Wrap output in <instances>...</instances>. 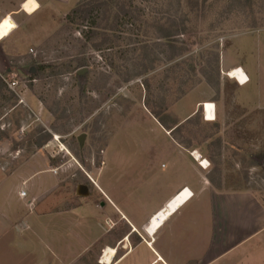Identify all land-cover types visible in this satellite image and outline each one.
<instances>
[{
    "label": "rangeland",
    "instance_id": "1",
    "mask_svg": "<svg viewBox=\"0 0 264 264\" xmlns=\"http://www.w3.org/2000/svg\"><path fill=\"white\" fill-rule=\"evenodd\" d=\"M2 4L17 7L11 0ZM18 4L30 6L15 21L0 22V76L5 83H18L15 92L7 83L0 88V170L11 175L36 161L39 171L48 161L66 190L52 195L41 210L75 207L76 200H84L77 195L81 185L90 195L95 192L108 150L107 173L118 175L114 183L120 189L131 186V176L142 172V153L158 134L140 112L144 107L165 112L198 87L203 97L212 88V99L225 98L233 122L246 121L219 128L228 144L213 147L214 186L253 191L264 203V113L245 116L235 108L236 87L229 75L238 71L232 80L245 85L243 69L221 74L223 51H235L240 39L264 32V0H46L37 14L39 2ZM166 31L172 34L168 40L162 39ZM262 58L264 93V45ZM82 62L86 66L80 68ZM40 66L47 67L45 72L36 71ZM217 129L196 118L178 133L214 137ZM181 143L193 146L187 137ZM65 194L69 200L62 203ZM12 208L25 215L22 203ZM123 232L117 229L115 238ZM24 237L16 242L19 255L42 250L44 244ZM103 256L95 250L86 264H97ZM28 261L21 255L9 264Z\"/></svg>",
    "mask_w": 264,
    "mask_h": 264
},
{
    "label": "crops",
    "instance_id": "2",
    "mask_svg": "<svg viewBox=\"0 0 264 264\" xmlns=\"http://www.w3.org/2000/svg\"><path fill=\"white\" fill-rule=\"evenodd\" d=\"M11 1L17 7L4 8L2 4L0 22L7 17L13 19L30 6ZM45 1L34 0L40 4L35 14ZM262 45L264 32L244 37L235 51L222 53L224 77L230 69L239 67L249 78L245 85L229 78L236 87L232 97L235 108L245 116L264 113L259 77L263 70ZM200 91L201 87L194 89L165 112L148 107L140 112L153 121L151 131L158 134L151 137L149 150L140 157L144 161L140 177H129L131 186L120 189L114 183L118 175L107 173L108 150L95 192L79 196L84 200H76L71 209L57 211L55 206L46 211L40 209L41 205L66 190L58 185L48 161L41 163L39 171L36 161L11 175L0 170V264L14 262L21 255L29 259L27 264H86V256L95 250L105 253L97 264H264V203L253 191H225L213 182V147L228 144L219 128L234 123L244 126L245 118L233 122L225 98L212 99V88L206 90L205 97ZM208 108L214 110V121L207 120ZM196 118L205 126L218 128V135L178 133ZM185 137L193 146L181 143ZM239 141L242 145L245 142L242 138ZM195 153L210 164L209 168L201 165ZM68 200L65 194L62 203ZM13 203H22L23 216H34L33 220L24 221L13 210ZM120 227L125 232L117 239L115 233ZM25 234L44 244L42 250L30 249L19 255L16 242ZM40 254L43 257L38 260Z\"/></svg>",
    "mask_w": 264,
    "mask_h": 264
},
{
    "label": "bare ground",
    "instance_id": "3",
    "mask_svg": "<svg viewBox=\"0 0 264 264\" xmlns=\"http://www.w3.org/2000/svg\"><path fill=\"white\" fill-rule=\"evenodd\" d=\"M238 76H239V72L236 71V70L232 71L231 74L229 75V77H230L231 79H236ZM211 108H212V107H211ZM211 108H208V113H207V114L205 113L206 116H207V120H208V121H214V120H215V115H214V113L212 112L213 110H212ZM194 156H195L199 161H201V164H202V166H203L204 168H209V167H208V164H209V163H208L206 160H203L199 154L195 153ZM183 192H184V191H183Z\"/></svg>",
    "mask_w": 264,
    "mask_h": 264
},
{
    "label": "trees",
    "instance_id": "4",
    "mask_svg": "<svg viewBox=\"0 0 264 264\" xmlns=\"http://www.w3.org/2000/svg\"><path fill=\"white\" fill-rule=\"evenodd\" d=\"M171 37H172V34H171L170 32H167V31H166V32H164V33L162 34V39H166V40H168V39H170ZM173 49H175V47H173ZM85 66H86L85 63L82 62L80 68H83V67H85ZM46 69H47L46 66H40L39 68H36V71H37V72H41V73H43V72H45ZM0 88H1V90L7 88V85H6L4 79H3L1 76H0Z\"/></svg>",
    "mask_w": 264,
    "mask_h": 264
},
{
    "label": "water",
    "instance_id": "5",
    "mask_svg": "<svg viewBox=\"0 0 264 264\" xmlns=\"http://www.w3.org/2000/svg\"><path fill=\"white\" fill-rule=\"evenodd\" d=\"M34 71V70H33ZM86 69H82L79 71V75H83L85 73ZM86 138V135L81 136V138L79 139L80 143L83 145L84 144V140ZM90 194V190L89 187L86 185H81L78 187L77 189V195L80 197H88Z\"/></svg>",
    "mask_w": 264,
    "mask_h": 264
},
{
    "label": "built area",
    "instance_id": "6",
    "mask_svg": "<svg viewBox=\"0 0 264 264\" xmlns=\"http://www.w3.org/2000/svg\"><path fill=\"white\" fill-rule=\"evenodd\" d=\"M249 82V78H247V83ZM7 85H8V88L11 90V91H16L17 87H18V83L17 82H6ZM207 108V107H206ZM205 108V109H206ZM213 113H214V110H213ZM202 165V164H201ZM210 164H208V167H209ZM193 196V195H192ZM191 196V197H192ZM21 197L25 198L26 197V192L22 191L21 192ZM105 255V253H103ZM104 257V256H103ZM102 257V258H103Z\"/></svg>",
    "mask_w": 264,
    "mask_h": 264
},
{
    "label": "snow or ice",
    "instance_id": "7",
    "mask_svg": "<svg viewBox=\"0 0 264 264\" xmlns=\"http://www.w3.org/2000/svg\"><path fill=\"white\" fill-rule=\"evenodd\" d=\"M28 3H34V0H28ZM25 7H27V5H25ZM5 23H7V21H5ZM11 27V26H10ZM4 33L2 31V26H0V36H2Z\"/></svg>",
    "mask_w": 264,
    "mask_h": 264
}]
</instances>
